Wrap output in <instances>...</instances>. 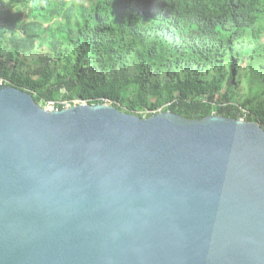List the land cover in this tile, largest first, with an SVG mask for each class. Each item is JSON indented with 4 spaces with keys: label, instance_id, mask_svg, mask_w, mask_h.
Returning a JSON list of instances; mask_svg holds the SVG:
<instances>
[{
    "label": "water",
    "instance_id": "water-1",
    "mask_svg": "<svg viewBox=\"0 0 264 264\" xmlns=\"http://www.w3.org/2000/svg\"><path fill=\"white\" fill-rule=\"evenodd\" d=\"M0 264H264V129L0 85Z\"/></svg>",
    "mask_w": 264,
    "mask_h": 264
},
{
    "label": "trees",
    "instance_id": "trees-1",
    "mask_svg": "<svg viewBox=\"0 0 264 264\" xmlns=\"http://www.w3.org/2000/svg\"><path fill=\"white\" fill-rule=\"evenodd\" d=\"M263 20L264 0H0V76L37 104L107 101L140 118L162 108L186 120H236L243 109L245 121L264 129V75L258 93L242 101L229 94L242 55L264 72ZM42 45L51 59L39 62L62 68L51 84L38 69L18 70ZM220 65L228 69L224 90L223 75L196 76Z\"/></svg>",
    "mask_w": 264,
    "mask_h": 264
},
{
    "label": "rangeland",
    "instance_id": "rangeland-1",
    "mask_svg": "<svg viewBox=\"0 0 264 264\" xmlns=\"http://www.w3.org/2000/svg\"><path fill=\"white\" fill-rule=\"evenodd\" d=\"M76 2L81 5L88 6L89 4L93 3V0H76ZM260 44L264 45V30L261 36ZM38 45L39 44H37V46ZM253 47L254 46H252V44H250L249 46L244 45V50L250 53ZM40 57H43L48 62H50L49 60L51 59V56H49L46 53L45 45H42V47L40 48L36 47L31 53L25 55L24 64L22 65V67H18V70L21 73H25L26 71L33 72L36 69H38L44 73L42 74V76L48 75L47 78L49 80V84H51L54 82L56 77L60 76L62 72L61 64L49 63L47 64V67H46L45 64L39 62ZM229 58L230 56L227 57V60ZM241 65H240L241 69H239V71L234 75V83L236 84V86L231 87L229 91V94L232 95L233 99L236 101H242L244 98H247L251 95L258 93L262 88V78L264 75V72H262L259 69L254 59H252L251 55L250 56L246 54L242 55ZM248 66H250L251 68ZM8 67H10V65H8ZM227 74H228V69L226 66H223V65H220L219 67L205 69L200 72H196V76L204 81L211 80L215 77L218 78L219 75H223L224 77H223V81L221 84L222 90H224V88L226 87L228 88L227 86L228 75ZM0 75H2V73H0ZM161 80L165 81V79H162V78ZM26 92H29V90H27ZM39 105H41V102L39 103Z\"/></svg>",
    "mask_w": 264,
    "mask_h": 264
},
{
    "label": "built area",
    "instance_id": "built-area-1",
    "mask_svg": "<svg viewBox=\"0 0 264 264\" xmlns=\"http://www.w3.org/2000/svg\"><path fill=\"white\" fill-rule=\"evenodd\" d=\"M4 84L8 85L9 83H8V81L5 78L0 76V85H4ZM76 100L77 101H75V100H67V99L44 100V101L41 102L40 106H41V108H43V110L52 112V111H59V110H63V109H69V108H71L74 105H87L86 101L79 100V99H76ZM103 104H107V101H105ZM161 112H162V108H159V109H157V110H155V111H153L151 113H153L155 115V114L161 113ZM241 113H242V117L239 118V119L244 120V116L246 114V111L241 110Z\"/></svg>",
    "mask_w": 264,
    "mask_h": 264
},
{
    "label": "crops",
    "instance_id": "crops-1",
    "mask_svg": "<svg viewBox=\"0 0 264 264\" xmlns=\"http://www.w3.org/2000/svg\"><path fill=\"white\" fill-rule=\"evenodd\" d=\"M241 110H243V109H241ZM245 111V110H244ZM247 113V112H246Z\"/></svg>",
    "mask_w": 264,
    "mask_h": 264
},
{
    "label": "clouds",
    "instance_id": "clouds-1",
    "mask_svg": "<svg viewBox=\"0 0 264 264\" xmlns=\"http://www.w3.org/2000/svg\"><path fill=\"white\" fill-rule=\"evenodd\" d=\"M215 115V114H214Z\"/></svg>",
    "mask_w": 264,
    "mask_h": 264
}]
</instances>
